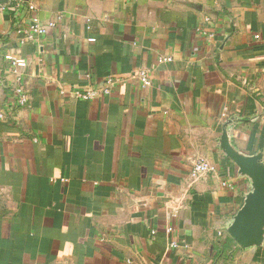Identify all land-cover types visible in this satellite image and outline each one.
<instances>
[{"label": "crops", "instance_id": "crops-1", "mask_svg": "<svg viewBox=\"0 0 264 264\" xmlns=\"http://www.w3.org/2000/svg\"><path fill=\"white\" fill-rule=\"evenodd\" d=\"M1 111L0 264H264L227 233L255 189L231 155L264 165V0H19Z\"/></svg>", "mask_w": 264, "mask_h": 264}, {"label": "water", "instance_id": "water-1", "mask_svg": "<svg viewBox=\"0 0 264 264\" xmlns=\"http://www.w3.org/2000/svg\"><path fill=\"white\" fill-rule=\"evenodd\" d=\"M241 174L250 178L255 189L236 213L227 230L228 235L242 248L259 244L264 236V165L242 161L231 155Z\"/></svg>", "mask_w": 264, "mask_h": 264}, {"label": "built area", "instance_id": "built-area-1", "mask_svg": "<svg viewBox=\"0 0 264 264\" xmlns=\"http://www.w3.org/2000/svg\"><path fill=\"white\" fill-rule=\"evenodd\" d=\"M18 2L19 0H0V13L6 12L8 10H15L18 7ZM48 26L51 27L52 25L49 24ZM48 26L46 25L44 26L38 20L34 19L29 29L32 32V34H35L36 36H42L46 33V29ZM10 64L12 68L22 67L24 65V60L12 59L10 61ZM134 76L140 79L143 86H147L149 84V79H148L149 76L147 72L138 71ZM115 83L116 80H113L112 78H108L100 89L98 90L87 89V91L83 93H78L77 96L83 101L86 102L92 101L101 95L109 94ZM14 95L16 97L15 106L24 107L28 104V97L22 87H17L14 90ZM5 119H6V115L4 114V112L1 111L0 120H5ZM212 171L213 168L205 160L198 159L193 163V169L191 174H192V178L194 180H197L200 177ZM171 231L172 229L169 227L166 230L167 233H171ZM151 234H154V232L152 231ZM169 248L176 249L178 248V244L175 241H172L169 244ZM184 248H187V246H184Z\"/></svg>", "mask_w": 264, "mask_h": 264}, {"label": "trees", "instance_id": "trees-1", "mask_svg": "<svg viewBox=\"0 0 264 264\" xmlns=\"http://www.w3.org/2000/svg\"><path fill=\"white\" fill-rule=\"evenodd\" d=\"M228 242H232V240H231V238H227L226 239V244H221L220 245V251H219V253L221 252V253H225L226 252V250H227V248H228V245H227V243Z\"/></svg>", "mask_w": 264, "mask_h": 264}]
</instances>
